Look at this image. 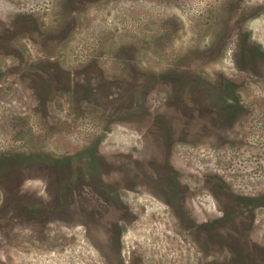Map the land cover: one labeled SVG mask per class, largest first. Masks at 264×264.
Here are the masks:
<instances>
[{
  "label": "rangeland",
  "instance_id": "rangeland-1",
  "mask_svg": "<svg viewBox=\"0 0 264 264\" xmlns=\"http://www.w3.org/2000/svg\"><path fill=\"white\" fill-rule=\"evenodd\" d=\"M0 264H264V0H0Z\"/></svg>",
  "mask_w": 264,
  "mask_h": 264
},
{
  "label": "flooded vegetation",
  "instance_id": "flooded-vegetation-1",
  "mask_svg": "<svg viewBox=\"0 0 264 264\" xmlns=\"http://www.w3.org/2000/svg\"><path fill=\"white\" fill-rule=\"evenodd\" d=\"M135 61V60H134ZM133 61V62H134ZM134 63H136V62H134ZM140 69H142V71H141V73H142V77H144V78H148V79H152V80H154L155 78H158L157 80H161L162 78H160V77H157V75H158V72L156 71V69H154V70H149L148 69V67H140ZM171 75H175V73L173 72V71H171V73H170ZM162 75H165V73H163ZM147 76V77H146ZM148 76H150V77H148ZM230 78H232V79H238V77H236V76H231ZM227 79V78H226ZM229 79V78H228ZM230 80V79H229ZM230 84H233L232 83V80L230 81ZM260 100H258V102H259Z\"/></svg>",
  "mask_w": 264,
  "mask_h": 264
}]
</instances>
